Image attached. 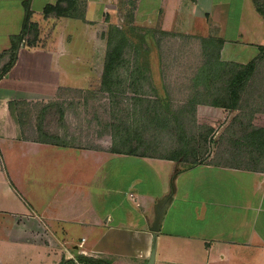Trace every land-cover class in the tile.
I'll use <instances>...</instances> for the list:
<instances>
[{
	"label": "crops",
	"instance_id": "1",
	"mask_svg": "<svg viewBox=\"0 0 264 264\" xmlns=\"http://www.w3.org/2000/svg\"><path fill=\"white\" fill-rule=\"evenodd\" d=\"M26 1L39 35L34 45L22 42L10 64L11 36L22 31ZM56 1L0 0V245L32 244L45 264H81L80 253L113 264H147L154 205L170 190L179 169L154 264H233L244 259V250L264 251V168L213 159L226 157L216 152L212 139L220 141L239 109L196 104L199 162L188 166L159 153L112 151L116 134L100 128V90L110 94L100 86L105 54L100 64V53L93 48L99 42L90 36L100 12L106 20L109 14L133 11L134 24L189 34L198 50L204 37H221V58L245 63L264 43V17L253 0H85V19L77 18L83 23L82 45L67 30L74 17L45 15V6ZM246 53L250 59L244 58ZM200 54L179 53L176 59L199 61ZM174 55L162 56L172 61ZM157 58L144 56L152 62ZM195 71L176 66L175 77L190 81L176 84L184 94L181 105L188 93L202 88L193 84ZM89 94H96V102ZM14 100L32 107L22 123L12 111ZM94 103L96 111L87 114L85 106ZM46 104L64 110L60 118L58 111L47 109L40 121L63 143L42 141L48 136L40 135L37 112ZM252 123L264 126L257 115ZM23 190L30 200L19 197ZM69 258L75 261L67 263ZM0 264H8L1 255Z\"/></svg>",
	"mask_w": 264,
	"mask_h": 264
},
{
	"label": "trees",
	"instance_id": "2",
	"mask_svg": "<svg viewBox=\"0 0 264 264\" xmlns=\"http://www.w3.org/2000/svg\"><path fill=\"white\" fill-rule=\"evenodd\" d=\"M257 10L264 17V0H253ZM132 5L134 2L132 1ZM26 13L23 28L20 34L11 36V46L9 49L10 64L15 60L16 54L22 42L34 45L39 35L38 25L32 21V10L30 2L26 1ZM85 0H57L55 3H49L44 8L45 15L55 14L57 16H69L85 19L84 13ZM126 21L123 25L111 22L109 28L103 35L107 37L108 46L106 49L104 68L101 76V89L109 90L111 96L125 91L129 88L133 92H139L141 79L153 74V63L144 56L149 54L151 46L149 44L150 36L157 43L160 64V74H164V68L176 67L181 61H177L176 54L180 53V47L173 48L163 52L161 47L165 44L164 39L159 40L157 33L171 35L181 38L177 39L178 44H185L190 40V35L179 32L160 30L158 28H148L138 26L133 23L134 12L128 11ZM184 38V39H183ZM188 39V40H187ZM163 43V44H162ZM190 45V42L188 43ZM224 39L218 36L204 37L202 47L198 50L201 53L202 60L182 61L183 67L196 70L192 77L193 84L202 85V88L196 87L186 95V102L178 108H174L171 102L170 90L165 88L164 93L155 92V99H138L139 102L146 101L145 105L139 109L147 112L151 116V121L158 120L165 131L169 132L176 140L175 145L167 153L161 154V157L175 160L181 159L185 166L199 162L198 159V139L196 131V104L199 102L221 105L229 109H239V112L232 118L231 123L226 127V133L220 137L221 143H226L225 148L229 150L226 158L228 162L238 167H251L254 169L264 168V126H257L252 123L253 113L258 110H264V43L259 45V53L249 60L242 63L233 60H224L221 58V49ZM160 50V52H159ZM133 51L134 61L130 59L128 53ZM175 54V60L166 61L163 54ZM197 53V52H196ZM184 54V52H182ZM167 66V67H166ZM182 66V65H180ZM169 67V68H170ZM5 70L7 69L4 68ZM129 80V83L125 82ZM124 86V87H123ZM166 86V85H165ZM181 93V92H178ZM184 98V94H180ZM27 102L14 100L10 103L13 113L22 123L25 116L30 113L32 107H26ZM30 105V104H29ZM253 105L255 107H253ZM51 104H46L37 112L39 132L41 136H48L42 141L52 143H63L62 138L57 133L48 131L40 121L46 116V111L59 112V117L63 118L64 110L60 105L56 108ZM191 108L192 112L188 109ZM189 120L190 122H188ZM125 131H131L127 124L124 125ZM144 125L142 124L141 127ZM164 130V129H163ZM139 131L138 128L135 130ZM115 136L110 149L116 152H127L134 154L150 155L145 150H140L138 144L143 142L139 138H131L129 133L123 138V133ZM214 143L215 140L212 139ZM120 143V145H118ZM77 261L81 264H113L103 257H94L86 254H78ZM67 263L74 262L71 258ZM63 264V262L61 263Z\"/></svg>",
	"mask_w": 264,
	"mask_h": 264
},
{
	"label": "rangeland",
	"instance_id": "3",
	"mask_svg": "<svg viewBox=\"0 0 264 264\" xmlns=\"http://www.w3.org/2000/svg\"><path fill=\"white\" fill-rule=\"evenodd\" d=\"M126 8H128V4L126 5ZM185 11V10H184ZM126 13H116V14H109L108 19L106 17V20L104 19L106 16L105 12H100V23L95 24L91 27L90 36H92L95 40H98V44H94L93 48L95 51L100 53V64L102 62L103 55L106 54V49L108 46L107 37L103 35V32H106L109 28V24L111 22L116 23L118 25H123L126 21ZM71 28L67 27L68 31L73 34L74 39L76 41H80L81 39V32H82V21L80 19H71ZM157 38L159 40L164 39L165 44H163L161 47L163 52H166L167 50H172L173 48L180 47V55L182 52L184 54H196L198 52V46L196 44L189 45V41H186V43L178 44L177 39L180 40L181 38H177L175 36H169L157 33ZM177 38V39H176ZM184 39V38H183ZM188 40V39H187ZM155 42V41H154ZM149 42V44H145L146 48L151 46L150 53L156 57L158 54V47H156L157 43L155 42ZM80 44V43H79ZM83 44V43H82ZM80 44V45H82ZM81 47V46H80ZM83 47V46H82ZM175 51V50H172ZM160 52V50H159ZM245 54V59H250ZM134 53L131 51L128 53V56L132 58L134 61ZM133 56V57H132ZM198 56V55H197ZM160 59L157 58V60H153V74L148 75L146 74V77L141 79V86L139 87H145L147 88V92H139L137 94H134L131 92L122 91L121 93L117 94L116 96H111L110 94L105 93L104 91L100 90V128L107 131H112L116 136H120V134L123 133V138H128L131 134V138H139L143 140V142H140L138 144V148L140 150H145L150 153H167L169 149H171V146L175 145L176 140L174 139V136H172L169 132L165 131V127L161 126L158 120L151 121V116L147 112H142L143 109H139L140 107L144 106L146 101L139 102L138 99H135L136 97L139 98H147V99H155L157 100V95L155 92L158 91L159 93H164L165 88H168L170 90L171 95V102L174 104V108H178L181 106L182 101L180 98V94L178 91H176V88L178 87L176 84L179 83L181 80L185 79V82L189 84V77H175L176 75V67H170L168 65L167 68H164V74H160ZM168 61H166L167 63ZM199 62V61H197ZM179 63V62H178ZM185 62H180V65H184ZM168 64V63H167ZM170 67V68H169ZM191 70H194L191 68ZM181 71V70H180ZM126 84L129 83V80L125 82ZM166 85V86H165ZM100 86H101V74H100ZM124 87V86H123ZM127 89V87H125ZM139 89V90H140ZM155 89V90H154ZM92 95V96H91ZM91 102H96V94H89ZM145 96V97H144ZM135 99V100H134ZM135 102L137 109L133 111L131 109L134 107L133 103ZM132 103V104H131ZM147 104V103H146ZM253 107H255L253 105ZM113 109V110H112ZM112 110V111H111ZM85 111H87V114L92 115V112L96 111L95 103L89 104L85 106ZM112 113V114H111ZM134 113V114H133ZM257 115V120L259 122L264 121V110H258L253 113V118L255 120ZM92 120V118H91ZM190 122L189 120H187ZM113 123V125L111 124ZM111 124V125H110ZM127 124L128 127H130L131 131H125L124 125ZM144 125L141 127V125ZM136 128H138L139 131H135ZM164 129V130H163ZM128 135V137H126ZM218 143V144H217ZM102 144L108 145L110 144L109 141H104ZM120 145V143L118 144ZM214 146H216V152H221L222 155H226L225 158H220V155H214L213 159L219 160V159H226L229 155V150L225 148L226 143H221L220 141H215L213 143ZM212 145V146H213ZM227 159L226 161H228ZM22 195L18 193L19 197L25 201H28V195L23 190ZM30 200V199H29ZM31 202V201H30ZM11 223V220L9 221V224ZM20 242L18 245L4 243L2 244L1 241V249L0 255L2 259L4 260V263H24V264H45L38 261V258L41 255V253L36 251V247H34L32 244L28 245L25 244L27 242ZM257 249L250 248V251L244 250L242 252L243 260L242 261H234L233 264H264V251L260 250L258 253H254V251ZM30 258V259H29ZM73 259V258H72ZM246 259V260H245ZM75 261V259H73ZM245 260V261H244Z\"/></svg>",
	"mask_w": 264,
	"mask_h": 264
},
{
	"label": "water",
	"instance_id": "4",
	"mask_svg": "<svg viewBox=\"0 0 264 264\" xmlns=\"http://www.w3.org/2000/svg\"><path fill=\"white\" fill-rule=\"evenodd\" d=\"M178 172L179 169L175 170L174 174L172 175L170 182V190L166 194L158 198L154 205V218L149 225L150 230L153 231L154 240H153L151 255L150 258L148 259L147 264L155 263L157 247H158V232L161 230L164 215L166 213L167 208L169 207V205L173 200L174 193L176 192L177 189L176 177L178 175Z\"/></svg>",
	"mask_w": 264,
	"mask_h": 264
}]
</instances>
